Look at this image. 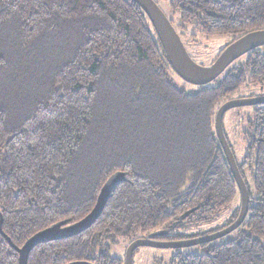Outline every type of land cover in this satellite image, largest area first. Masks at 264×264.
I'll return each mask as SVG.
<instances>
[{
  "label": "trees",
  "instance_id": "16d2710c",
  "mask_svg": "<svg viewBox=\"0 0 264 264\" xmlns=\"http://www.w3.org/2000/svg\"><path fill=\"white\" fill-rule=\"evenodd\" d=\"M170 7L182 29L229 37V44L264 30V0H170ZM261 49L246 54L245 65L234 62L211 84L187 92L132 0H0L5 235L21 248L43 230L75 224L91 213L112 176H125L90 229L37 246L28 264H123L105 241L145 238L190 211L179 227L206 224L229 207L240 193L216 114L241 88L264 85ZM253 108L237 164L245 182V171L253 177L255 197L248 188L239 235L201 245L208 248L202 255L178 253L170 264H264V105ZM176 229L156 239H187L175 236ZM0 264H19L1 234Z\"/></svg>",
  "mask_w": 264,
  "mask_h": 264
},
{
  "label": "water",
  "instance_id": "95a60500",
  "mask_svg": "<svg viewBox=\"0 0 264 264\" xmlns=\"http://www.w3.org/2000/svg\"><path fill=\"white\" fill-rule=\"evenodd\" d=\"M134 1L147 15L152 23L155 32L160 40V43L165 51L169 62L176 72V74L186 83L203 87L211 84L218 79L235 61L242 56L264 47V30L254 31L244 35L243 37L232 42L220 53L216 60L209 66H202L197 64L189 55L180 35L172 22L168 19L162 9L154 0H132ZM264 105V98L257 99H241L228 101L223 104L216 114V133L221 144V147L226 156L227 162L231 169L232 175L238 186L241 197L240 213L236 221L222 231L191 240H178V241H160L156 238H162L169 235L171 230L179 227L191 214L192 211L181 216L179 220L174 223L169 229L157 231L150 236L134 241L127 253L125 264H133V254L135 250L141 247L155 248V249H171L180 250L187 249L195 246L210 244L218 241L229 234L238 230L245 222L250 205V196L246 182L244 181L235 156L231 150L230 145L224 134L223 118L224 115L235 108L253 107ZM125 181V176L118 173L112 176L100 191L97 202L93 210L81 221L71 225H57L46 230H43L33 237H31L21 248L16 247L10 238L3 232V216L0 213V234L7 240L9 245L18 254L19 264H28L29 255L37 246L52 243L60 240L69 239L80 235L81 233L90 229L102 215L114 189L122 182ZM70 264H93L90 262H72Z\"/></svg>",
  "mask_w": 264,
  "mask_h": 264
},
{
  "label": "rangeland",
  "instance_id": "374dc122",
  "mask_svg": "<svg viewBox=\"0 0 264 264\" xmlns=\"http://www.w3.org/2000/svg\"><path fill=\"white\" fill-rule=\"evenodd\" d=\"M154 1L159 5L168 19L173 21L174 27L180 35L189 55L197 64L202 66L211 65L216 60L220 49L228 46L231 42V38L229 37L206 38L202 34L197 33L192 27H188L185 30L182 29L180 27V16L178 13H174L171 10L170 0ZM194 34L196 35L195 38H193ZM261 52H264V47H262ZM246 61L247 55H244L235 61L232 67L243 66L246 64ZM179 86L187 92H193L196 90V86L190 84L180 83ZM257 98H264V85H246L231 95L223 104L233 100ZM254 115L255 113L253 107H241L228 111L223 118V129L233 149L234 156L238 164L243 162L246 148L245 143L243 142V133L247 131L248 122L254 118ZM245 179L252 197H255L254 179L248 171H245ZM240 208L241 197L239 194L229 207L218 212L209 223L179 227L174 231V235L186 237L187 239L185 240L214 235L225 229L224 227L226 224L232 221L238 211L240 212ZM241 231H247V229L242 228ZM238 235L239 233L235 231L219 241H216L213 245L233 240ZM138 239H141V237L136 236L134 238H120L117 239L115 243L105 241L104 247L109 249V254L112 258L124 261L130 245ZM207 250V247L204 248L201 245L180 250L141 247L133 254V264H170L171 259L178 253L183 255H202L208 252Z\"/></svg>",
  "mask_w": 264,
  "mask_h": 264
},
{
  "label": "flooded vegetation",
  "instance_id": "af4514ba",
  "mask_svg": "<svg viewBox=\"0 0 264 264\" xmlns=\"http://www.w3.org/2000/svg\"><path fill=\"white\" fill-rule=\"evenodd\" d=\"M156 240H160V241H168V240H162V239H156ZM136 251V250H135ZM122 262H123V264H125V260L123 261V260H121ZM75 262V261H74ZM76 262H80V261H76ZM83 262H85V261H83ZM72 263V262H71ZM70 264V263H69Z\"/></svg>",
  "mask_w": 264,
  "mask_h": 264
}]
</instances>
